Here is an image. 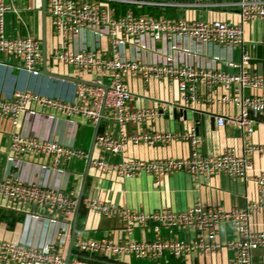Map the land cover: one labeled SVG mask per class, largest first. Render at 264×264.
<instances>
[{
	"label": "built area",
	"instance_id": "built-area-1",
	"mask_svg": "<svg viewBox=\"0 0 264 264\" xmlns=\"http://www.w3.org/2000/svg\"><path fill=\"white\" fill-rule=\"evenodd\" d=\"M15 0H0V54L10 55L16 60V66L33 75L41 74L42 47L39 38L33 35L8 36L4 32V14L7 11L18 13ZM130 3L148 6L197 7L205 3H184L179 1L156 0H45L46 14L50 20L53 34L58 38L50 52L56 63L71 66L75 77L92 82L86 84L74 82V95L50 96L30 91H14L10 95L0 96V119L8 120L17 129L12 132L10 153L7 156L8 174L0 178V196L13 201L33 203L36 207L58 214L50 218L51 223L69 225L76 199L50 181V177H60L65 173L63 163L72 158H81L84 152L72 144L59 141L51 136L39 133H23L20 129V114L23 111L33 119L54 122L56 116L43 114L29 108V102L57 112L63 120L74 124L75 116L88 118L96 124L100 111L101 118L114 120L118 126V137L110 132H98L95 144L100 149L118 153L127 140L138 143L164 144L172 139L185 138L190 145L187 158H167L128 160L121 163L109 162L103 157L92 158L90 166L100 172H115L123 177L151 174L158 183L165 174L183 171L194 178L209 177L222 172L228 177L253 179L257 185L258 198L250 201L243 209L227 211L221 207H205L200 202L182 211L162 208L152 212L132 210L115 203L97 199H87L89 211L109 216H119L124 222L127 238L115 241L112 238L99 240L75 238L73 246L77 253L86 254H131L136 258L159 257L168 252L181 256L192 250L213 252L220 248L216 240L222 223H229L238 233L237 240L227 244L233 254L228 264H252L253 251L264 248V230L253 231L251 218L256 212L264 214V171L251 177L252 156L264 155V142H252L253 123L259 114H264V96L245 94L244 89L264 90V76L252 73L245 66L251 55L244 51V24L248 21L264 22V0H220L216 5L233 8L237 11L238 22L232 23L220 19H179L159 18L135 14L131 8L117 13L114 4ZM82 32L88 33V43L73 47V43ZM186 37L199 41L203 45L232 46L241 49V58L235 62L232 58L212 55L222 66L200 67L175 62L173 52H194L189 47H178L176 37ZM102 41L104 44H102ZM132 46L134 53L145 49L157 51V60L141 59L126 55L124 48ZM264 44V38L258 41ZM162 44L166 50L156 47ZM238 69V70H237ZM90 73L91 78H83ZM133 76L148 83L151 80L165 79L176 86L178 98L161 101L159 105L131 109L133 90L125 83L124 77ZM198 85L205 87L206 99L238 105L237 115L217 116V124L226 122L236 124L244 136L242 153L225 147L215 155L204 154L198 147L199 139L194 129L187 132H169L143 130L129 132L128 126L152 122L163 114L166 105H173L181 111L194 107L198 101ZM221 88L222 93L214 95L213 89ZM182 117V116H180ZM25 155H43L49 162L38 165L39 173L46 180L23 179L16 170L21 166ZM38 217L37 215H32ZM149 224L154 232L150 240L137 241L130 238L137 226ZM190 228L195 237L184 240L173 237L174 231ZM66 229L59 230V237L66 235ZM165 233V235H163ZM59 243L52 241L42 247L18 245L0 240V264H65V259L57 248ZM68 261V264H75ZM259 264H264V258Z\"/></svg>",
	"mask_w": 264,
	"mask_h": 264
},
{
	"label": "crops",
	"instance_id": "crops-1",
	"mask_svg": "<svg viewBox=\"0 0 264 264\" xmlns=\"http://www.w3.org/2000/svg\"><path fill=\"white\" fill-rule=\"evenodd\" d=\"M156 1H179L184 3H205V6L197 7H173V6H148L134 5L130 3L114 4L117 13H123L131 8L135 14L151 18H179V19H220L232 23L238 22L237 11L216 5L220 0H156ZM18 13L7 11L4 14V32L7 35L26 36L33 35L40 39L45 29L46 41V66L52 73L61 76L75 77V71L71 66L56 63L50 57V52L57 42L53 34L48 16L43 24L41 13V0H15ZM244 51L251 55V60L246 68L252 73L264 76V44L258 41L264 38V22L261 20L248 21L244 24ZM88 43V33L82 32L72 44L73 47L83 46ZM175 43L178 47H189L194 50L190 54L182 51L173 52L175 62L186 63L200 67L222 66L221 62L213 59L214 55L223 58H232L239 62L241 49L232 46L203 45L199 41L186 37H176ZM102 44L103 41H102ZM156 47L166 50L162 44ZM132 46L128 43L124 48L126 55H133L141 59L157 60L158 53L154 49L140 50L134 53ZM213 55V56H212ZM16 60L10 55L0 54V96L10 95L14 91H30L41 95L67 96L74 95V81L41 74L33 75L16 66ZM238 70V69H237ZM83 78H91L90 73H83ZM124 81L133 90L134 97L130 102L131 109L141 107H152L161 101H169L178 98L177 88L165 79L151 80L144 83L138 77H124ZM198 101L194 107L186 109V115L178 112L180 109L173 105H166L161 116L152 122L128 126L129 132H140L143 130L187 132L194 129L199 139L198 147L204 154L215 155L225 147L235 149L238 154L242 153L244 136L241 129L234 123L226 122L224 125L217 124V116L237 115L240 112L238 105L210 102L205 96V87L198 85ZM214 95L222 93L221 88L213 89ZM244 93L264 96V90L244 89ZM29 108L43 114H53L57 118L52 123L48 120L31 118L26 111L20 114L23 133H39L42 136H51L59 141L72 144L75 148L82 150L84 156L72 158L63 163L65 173L50 177V181L59 186L66 193L72 194L77 200L86 158L90 148L94 127L88 118L75 116L74 124H67L63 117L49 108H43L34 102H29ZM182 116V117H180ZM254 132L252 142L260 144L264 142V114H259L253 123ZM8 120L0 119V178L9 172L7 156L10 153V142L12 132L16 131ZM99 132H110L118 137V126L112 119L101 118ZM190 153V145L187 139H172L164 144H149L143 141L133 143L127 140L121 152L114 153L100 149L95 146L92 158L103 157L109 162L121 163L128 160H153L167 158H187ZM48 156L25 155L22 157L21 166L16 170L19 176L28 180H46L39 173L38 165L49 162ZM253 169L249 172L251 177L264 171V155L254 154L252 156ZM258 198V189L253 179L242 177H228L222 172H217L209 177L192 175L176 171L171 174L162 175L158 183L151 174H140L138 176L123 177L115 172H100L89 166L81 204L78 210L75 238L99 240L112 238L121 241L127 238L124 222L119 216H109L94 213L86 206L87 199H97L103 202L115 203L120 207H127L142 212L157 211L162 208L173 211H182L200 202L205 207H221L227 211L243 209L250 201ZM37 215L38 217H33ZM73 215L69 219V225L51 223L50 218H58L56 211L49 212L36 207L33 203L13 201L0 196V240H7L18 245H29L42 247L49 242L57 241V248L62 256L66 257L73 229ZM61 220V219H60ZM252 230H264V214L256 212L251 218ZM66 229L67 233L59 237V230ZM165 235V233L163 234ZM154 232L149 224L137 226L130 238L137 241L150 240ZM173 237L186 241L195 237V231L190 228H180L174 231ZM238 233L229 223H222L216 235L220 248L213 252H199L192 250L181 256H173L168 252L159 257L136 258L131 254H86L77 253L72 244V255L70 261L75 264H228L232 257V250L227 244L237 240ZM264 258V248L253 251L252 264H259Z\"/></svg>",
	"mask_w": 264,
	"mask_h": 264
},
{
	"label": "water",
	"instance_id": "water-1",
	"mask_svg": "<svg viewBox=\"0 0 264 264\" xmlns=\"http://www.w3.org/2000/svg\"><path fill=\"white\" fill-rule=\"evenodd\" d=\"M41 13H42V18H43V24L45 25V19H46V16H47L45 0H41ZM42 63H43L42 64V72L44 74H46V75L53 76V77H58V78H63V79H68V80L74 81V82L92 84V82H90V81L83 80V79H80V78H76V77H73V76H61V75L52 73L51 71H49L47 69V66H46L45 29H44V35L42 37ZM177 112H178V115L180 114V112L183 113V117L186 115V110H182V111L179 110ZM101 115H102V109L100 111V116L98 117L97 122H96L95 127H94V132H93L90 148H89L88 155H87V158H86V164H85V170H84V174H83V180L81 182V186H80L79 193H78L77 200H76V206H75V211H74V216H73V229H72V234H71V238H70L69 247H68V250H67V253H66V257H65V264H68L70 256L72 255V244H73V240H74V237H75V225H76L77 214H78V210H79V207H80V204H81V200H82L83 189H84L85 180H86L87 173H88L89 166H90V161L92 159V153H93V150H94V148L96 146L95 140H96V136H97V134L99 132V126H100V122H101Z\"/></svg>",
	"mask_w": 264,
	"mask_h": 264
},
{
	"label": "rangeland",
	"instance_id": "rangeland-1",
	"mask_svg": "<svg viewBox=\"0 0 264 264\" xmlns=\"http://www.w3.org/2000/svg\"><path fill=\"white\" fill-rule=\"evenodd\" d=\"M7 35V34H6ZM8 36H11V35H8Z\"/></svg>",
	"mask_w": 264,
	"mask_h": 264
}]
</instances>
